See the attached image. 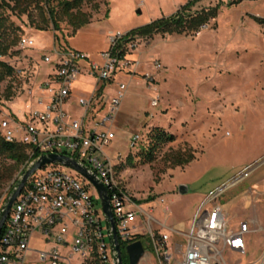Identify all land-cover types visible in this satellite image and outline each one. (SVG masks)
I'll return each mask as SVG.
<instances>
[{
	"label": "rangeland",
	"instance_id": "obj_1",
	"mask_svg": "<svg viewBox=\"0 0 264 264\" xmlns=\"http://www.w3.org/2000/svg\"><path fill=\"white\" fill-rule=\"evenodd\" d=\"M6 1L11 6L7 10L11 21L20 28L22 37L34 42V46L26 49L19 43L10 55L0 56V62L14 70L11 77L0 82V106L16 113L27 102V92L45 81L44 68L49 66H43L41 61L47 51H54V40L100 63L101 54L110 47V31L124 33L168 19L192 2L195 9H218V22H213L209 31H202L194 38L175 36L183 41H171L151 50L150 55L160 62L161 68L157 70L147 63L138 70L135 76L142 87L131 82L117 118L118 128L123 131L115 130L117 138L107 152L120 166V184L145 212L139 216L137 225L146 234L143 240L150 246V253L140 264H159L151 247L147 215L156 221L152 225L154 234H168L172 243L184 245L173 229L190 232L198 214L213 206H220L226 212L231 231H238L243 222L258 231L253 235L251 256L227 251L226 263L261 264L264 259V23L257 24L254 17L264 22V0L233 6H227L231 0H85L81 7L83 14L90 19L94 16L106 20L75 35L68 20L59 21L57 31L50 21H43L46 16L49 18L44 12V2L32 5L22 14L13 9L14 3ZM225 7L245 15L239 17L230 11L228 15L234 24H228L225 18L229 8ZM170 38L158 36L161 42ZM146 73L159 76L160 81L152 87L144 77ZM114 90L109 88L108 93L113 95ZM154 101H158L157 107H153ZM155 128L174 135L176 141L164 146L154 163L144 165L139 155L144 147L148 148V135ZM135 136H140V140L133 148L131 140ZM179 151L193 154L195 160L175 167L168 156ZM130 157L134 159L133 166L128 163ZM251 166L255 169L250 177L237 182L235 178ZM54 168L71 175L81 185L86 184L75 171ZM181 186L188 187L187 195L179 194ZM8 187H0L2 196ZM96 208L106 232L98 196ZM36 235L33 246L40 249L43 245L39 233ZM106 241L109 245L107 236ZM218 247L222 249V245ZM176 259L181 261L179 256Z\"/></svg>",
	"mask_w": 264,
	"mask_h": 264
},
{
	"label": "built area",
	"instance_id": "obj_2",
	"mask_svg": "<svg viewBox=\"0 0 264 264\" xmlns=\"http://www.w3.org/2000/svg\"><path fill=\"white\" fill-rule=\"evenodd\" d=\"M197 10L200 9L188 13L194 17L199 12ZM212 25L213 22L208 21L197 30L185 31L184 35L198 37L202 31H209ZM109 39L110 47L101 54L100 63L79 51L67 50L64 54L55 51L54 55H44L41 62L51 67L52 71L45 81L27 92L28 101L22 120L18 114L7 112L0 106L2 137L9 143L27 147L29 155L2 196L0 207L5 197L7 200L11 187L14 188L40 158L47 155L66 156L88 168L106 187L118 240L124 251L146 235L143 228L137 225L139 216L145 212L120 184V166L107 152L115 140L113 128L127 85L117 86L114 97L110 99L108 114L101 118L94 130L87 128L85 120H72L65 111L72 86L85 70V64L89 67V75L97 80V90L99 84H107L118 69L128 62L119 56L123 48L127 44L129 48L138 46L128 33H111ZM20 46L26 49L34 46V42L24 37ZM127 64L130 65L129 62ZM154 66L157 70L161 68L159 61ZM144 77L152 87L155 85L154 75L146 73ZM36 92H40V95ZM94 102L95 98L79 101L86 110V117ZM157 106L158 101H154L153 107ZM40 107L43 108L40 110ZM139 140L140 136H136L131 146L134 148ZM54 166L69 169L58 164L45 165L32 175L16 200L0 236V264H114L107 226L105 232L96 208L98 193L95 187L77 174L86 182L81 185L74 177ZM254 169L255 166L249 167L235 180L238 182L249 178ZM160 203L165 204V200L160 199ZM165 209L169 211L166 206ZM147 217L151 247L159 264H227L224 259L226 252L245 254L246 235L253 232L247 222L242 223L238 231H231L226 212L220 206H213L211 210L198 214L190 232L176 231L185 240L184 245H179L172 244L168 234H154L152 225L156 221L150 215ZM37 233L42 250L32 248ZM219 245H222V249H219ZM176 256L181 257V261ZM261 264H264V259Z\"/></svg>",
	"mask_w": 264,
	"mask_h": 264
},
{
	"label": "trees",
	"instance_id": "obj_3",
	"mask_svg": "<svg viewBox=\"0 0 264 264\" xmlns=\"http://www.w3.org/2000/svg\"><path fill=\"white\" fill-rule=\"evenodd\" d=\"M14 3V10H19L20 13L26 14L27 9L34 4L40 2L45 3V13L49 18H44L43 21H50L57 31L59 29V21L68 20L74 27V35L83 27L90 23V17L81 12L82 4L85 0H9ZM194 3H189L181 8L176 15L163 19L145 27L136 29L128 33L129 37H153L158 34H178L181 35L185 31H194L199 29L203 24L209 21L210 18L216 17L218 9H206L199 11L196 16L192 17L188 12L193 8ZM10 3L6 0H0V56L5 57L21 42V30L7 15V10L10 8ZM259 23H264L262 20L255 19ZM43 30V29H42ZM122 49V46L119 47ZM125 53L119 54L123 57ZM14 74L13 68L5 62H0V82L11 77ZM176 138L163 129L155 128L148 135V148L140 152V161L142 164H152L157 159L162 148L168 144L174 143ZM187 152L179 151L173 156H168L172 159L175 167L186 166L195 160L193 154L186 155ZM28 148L15 143L7 142L0 133V187L10 186L15 180L16 175L21 170L22 166L28 160ZM10 162V163H8ZM129 165H134V159L129 158ZM13 187L9 190L8 196L12 193ZM2 194L0 193V197ZM6 197L1 203L3 206ZM140 204V203H139ZM0 207V208H1ZM124 264H129L128 258L124 256Z\"/></svg>",
	"mask_w": 264,
	"mask_h": 264
},
{
	"label": "crops",
	"instance_id": "obj_4",
	"mask_svg": "<svg viewBox=\"0 0 264 264\" xmlns=\"http://www.w3.org/2000/svg\"><path fill=\"white\" fill-rule=\"evenodd\" d=\"M248 1L250 2V1H256V0H235L232 3H230V2L227 3V6H233V5H237L239 2L243 3V2H248ZM223 5H224V3H223ZM181 6H179V8H181ZM225 8L228 9L229 7H225ZM231 8H233V7H231ZM194 9L195 8H192L191 10L193 11ZM210 9L211 8H209V10ZM213 9H214V7H213ZM177 10H178V7H177ZM197 11H202V10H197ZM230 11L231 10L229 8L228 11L226 12L227 13V17H226V15H224V18L226 17L225 21L228 24L229 23L234 24L233 21H232L233 19L231 18L230 15H228V14H230ZM231 12L232 13L236 12V14L239 17L240 16L243 17L245 15L244 13L240 14L237 11H231ZM218 16L219 15H218V12H217L216 17L210 18L209 21H212L214 23H215V21L218 22V19H217ZM254 18L256 19V17H254ZM258 19L261 20V18H258ZM104 20H106L104 17L97 19V18H95L93 16L90 19V23L88 25H86L85 27H83L82 29H80L76 34H79L80 32H82V30L89 29L95 23L100 22V21H104ZM255 22L257 24H260V25L263 24V23L257 22L256 20H255ZM131 31H133V30H131ZM131 31H127V32H124V33H130ZM118 32H121V31H118ZM111 33H114V32L110 31L108 34L110 35ZM121 33H123V32H121ZM159 35H163V34H158V35H155L153 37H140V36L132 37L131 40L138 44L137 48H129V45L127 44V47H124L123 50H122V52L125 53L123 57L126 59V61H128L130 63V65L127 64L128 62L124 63L121 66V68L118 69L116 74L113 76L112 80H110L107 84H99L97 90H96V86L98 84L97 80L89 75V70H88L89 67L85 64L84 65L85 66L84 67L85 70L79 76L77 81L73 84L71 95H70V97H69V99H68V101L66 102V105H65V111L69 114L70 118L72 120H74V121H83V120H85L86 126H87V128L89 130L96 129L97 128V123L101 120V118H103L105 115H107L109 110H110V99H112L114 97L115 91L117 89V86L119 84H126L127 85V90L129 88L131 82H135L137 87L141 86L142 83L138 80L137 76H135V75L138 73V70L140 69V67L143 66L144 64L150 63V64L154 65V63L156 62V61L153 60L155 58H153L150 55L151 50L154 49L157 46L169 45L171 41L182 42L183 40H179L176 37H178V36L181 37L182 35H184V33L181 34V35H178V34L169 35V34H167V35H169L171 37L170 40H168L167 42H161L160 40H158V36ZM56 42L57 41L54 40V43H55L54 51L51 50L52 52L50 53V50H49V51H47V54H45V55H52V54L54 55L55 51H57L59 54H64L68 50V48L65 45L61 46V45H58V43L56 44ZM147 57H148V59H147ZM41 64L43 66L45 65L42 62H41ZM44 70L46 72V75H45L46 77L52 71L51 67H48V69L44 68ZM158 77L159 76H155V79H156L155 82H159L160 81L158 79ZM109 88H111V89L115 88V90L113 92V95L108 93ZM36 94L40 95V92H38V93L36 92ZM92 98H95L94 106L90 110L89 115L86 117L85 116L86 110L84 109L83 106L80 105L79 101L81 99L91 100ZM26 103L23 105V107H21V108H19L17 110V113L13 111L14 113L18 114L20 120L23 119V114L25 112ZM118 116H119V114H118ZM116 129H119V131H123L120 128H118V122L117 121H116V124H115V126L113 128V132L115 134V139L117 138V133L115 131ZM135 137H133V139ZM132 140H131V143H132ZM149 205H151V204H149ZM243 223H245V222H243ZM251 230L253 231V227L252 226H251ZM173 231L176 232V231H183V230H174L173 229ZM257 232L258 231H253V232H250V233H248L246 235L247 249H246V252H245V256L246 255L247 256H251V253H252V250H253V245H254L253 235H255ZM36 236H35V238H36ZM35 238H34V240H35ZM179 238L182 239L185 242V240L183 238H181V237H179ZM172 244H178V242L177 243L173 242ZM32 248L34 250H42L43 249V248L36 249L33 246V243H32ZM230 252L233 253L234 255H238V256L241 255L240 253H237V252H233V251H230Z\"/></svg>",
	"mask_w": 264,
	"mask_h": 264
},
{
	"label": "water",
	"instance_id": "obj_5",
	"mask_svg": "<svg viewBox=\"0 0 264 264\" xmlns=\"http://www.w3.org/2000/svg\"><path fill=\"white\" fill-rule=\"evenodd\" d=\"M264 159V158H263ZM259 163V162H258ZM58 164L65 166L77 174L82 176L85 180L90 182L96 189L98 197L102 205V211L106 219L107 232L109 236V242L112 249L114 258V264H124V256L128 258L129 264H140L146 255L150 253V248L144 240L135 242L125 248L123 251L118 240V233L116 228V222L113 215L112 206L110 203V197L108 191L101 180L88 168L80 164L74 159L68 158L63 155H47L40 158L35 165L29 169L20 181L14 187L12 193L8 196L1 212H0V236L2 234L5 223L13 209V206L25 188L27 182L38 170L42 169L45 165ZM189 189L187 186H181L179 188V194L187 195Z\"/></svg>",
	"mask_w": 264,
	"mask_h": 264
}]
</instances>
